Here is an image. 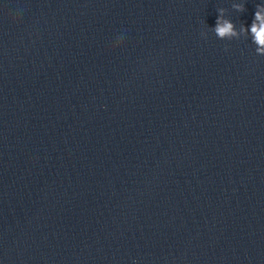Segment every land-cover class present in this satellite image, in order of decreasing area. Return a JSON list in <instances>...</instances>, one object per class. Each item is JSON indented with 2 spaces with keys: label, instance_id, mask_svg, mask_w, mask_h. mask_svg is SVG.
I'll use <instances>...</instances> for the list:
<instances>
[{
  "label": "water",
  "instance_id": "water-1",
  "mask_svg": "<svg viewBox=\"0 0 264 264\" xmlns=\"http://www.w3.org/2000/svg\"><path fill=\"white\" fill-rule=\"evenodd\" d=\"M257 5L0 0V264H264Z\"/></svg>",
  "mask_w": 264,
  "mask_h": 264
},
{
  "label": "clouds",
  "instance_id": "clouds-1",
  "mask_svg": "<svg viewBox=\"0 0 264 264\" xmlns=\"http://www.w3.org/2000/svg\"><path fill=\"white\" fill-rule=\"evenodd\" d=\"M237 11H244V6L241 4L234 5ZM225 10L223 8L219 9L221 13L220 16L217 18L216 27L214 32L218 36V38H225L231 39L232 37H238L240 33H247L249 31L248 28L245 26H241L239 31H236L235 25L230 20L223 19V12ZM251 33L254 34V40L257 43L264 44V5H257V11L255 12V19L252 22ZM122 39V38H121ZM117 41V46H118ZM258 53H264V49H258Z\"/></svg>",
  "mask_w": 264,
  "mask_h": 264
}]
</instances>
